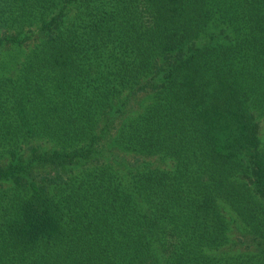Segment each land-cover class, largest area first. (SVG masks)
<instances>
[{"label": "trees", "instance_id": "obj_1", "mask_svg": "<svg viewBox=\"0 0 264 264\" xmlns=\"http://www.w3.org/2000/svg\"><path fill=\"white\" fill-rule=\"evenodd\" d=\"M0 264H264V0H0Z\"/></svg>", "mask_w": 264, "mask_h": 264}]
</instances>
